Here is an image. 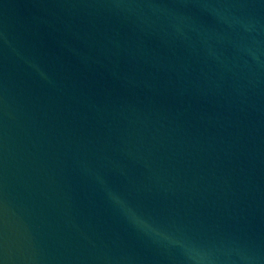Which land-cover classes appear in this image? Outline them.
<instances>
[{
  "label": "water",
  "instance_id": "1",
  "mask_svg": "<svg viewBox=\"0 0 264 264\" xmlns=\"http://www.w3.org/2000/svg\"><path fill=\"white\" fill-rule=\"evenodd\" d=\"M0 264H264V0H0Z\"/></svg>",
  "mask_w": 264,
  "mask_h": 264
}]
</instances>
